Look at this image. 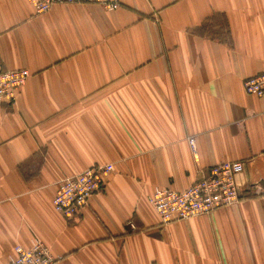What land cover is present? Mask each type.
Segmentation results:
<instances>
[{
  "label": "crops",
  "instance_id": "obj_1",
  "mask_svg": "<svg viewBox=\"0 0 264 264\" xmlns=\"http://www.w3.org/2000/svg\"><path fill=\"white\" fill-rule=\"evenodd\" d=\"M118 3L0 0V63L30 73L0 105V264L34 237L53 264H264V95L243 88L264 72V0ZM224 161L244 166L236 203L160 221L156 187ZM106 163L75 217L54 209L61 179Z\"/></svg>",
  "mask_w": 264,
  "mask_h": 264
},
{
  "label": "built area",
  "instance_id": "obj_2",
  "mask_svg": "<svg viewBox=\"0 0 264 264\" xmlns=\"http://www.w3.org/2000/svg\"><path fill=\"white\" fill-rule=\"evenodd\" d=\"M34 14L46 12L56 3H95L106 10L116 8L118 0H27ZM30 73L27 69H4L0 63V105L14 103L16 93L25 83ZM243 88L248 94L264 95V72L243 80ZM192 150L194 138H188ZM240 161H224L211 165L207 174L201 175L192 184L181 190L156 187L148 196V201L163 224L208 214L213 210L236 203L239 190L235 175L243 170ZM113 170L111 163L91 165L81 172L66 176L59 182L52 199L53 207L66 219L75 217L90 197L98 192L105 176ZM134 229L133 223H128ZM46 245L38 238H32L28 246L16 244L8 264H53Z\"/></svg>",
  "mask_w": 264,
  "mask_h": 264
}]
</instances>
